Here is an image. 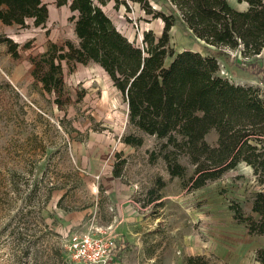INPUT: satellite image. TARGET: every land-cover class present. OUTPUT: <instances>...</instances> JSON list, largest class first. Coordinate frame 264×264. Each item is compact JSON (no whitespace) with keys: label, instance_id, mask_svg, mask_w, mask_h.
Returning <instances> with one entry per match:
<instances>
[{"label":"rangeland","instance_id":"1","mask_svg":"<svg viewBox=\"0 0 264 264\" xmlns=\"http://www.w3.org/2000/svg\"><path fill=\"white\" fill-rule=\"evenodd\" d=\"M57 1L43 0L49 9L45 26L0 25V34L19 48L30 44L19 60L0 46V264H56L59 254L67 264H85L68 250L70 238L83 233L120 238L109 264H187L191 257H203L197 264H258L264 237L250 235L231 210L237 204L251 213L253 196L264 190L251 167L240 164L192 190L187 179L171 177L162 158L152 161L160 149L155 137L144 135L141 147L123 142L136 133L127 102L100 66L65 69L75 102L66 111L34 83L29 56L46 51L49 42H78L73 13ZM150 1L175 15L170 34L175 52L206 53L168 1ZM126 2L127 7L114 1L103 7L118 30L138 45L146 31L161 35L162 19ZM229 53V64L220 62L221 75L264 90V50L251 58ZM207 140L214 145L217 136L211 133ZM25 247L29 252L23 256Z\"/></svg>","mask_w":264,"mask_h":264},{"label":"trees","instance_id":"2","mask_svg":"<svg viewBox=\"0 0 264 264\" xmlns=\"http://www.w3.org/2000/svg\"><path fill=\"white\" fill-rule=\"evenodd\" d=\"M113 1L116 7L128 5L126 0L57 1L58 7L68 6L73 13L78 42H49L46 51L29 56L34 83L54 95L58 110L66 111L75 102L67 90L65 69L73 73L78 65L96 64L127 102L129 124L136 133L123 138L126 145L141 147L144 135L155 137L160 149L159 155L152 153V161L162 158L171 177L187 179L192 190L221 179L240 164L251 167L264 185V90L231 82L221 75L220 64L225 60L229 64L230 51L244 58L262 53L264 0H238L246 10H237L228 0H166L205 44L206 53L175 52L170 35L176 24L174 13L158 11L150 0H128L138 3L145 15L164 22L160 36L146 31L138 45L103 11ZM48 18L43 0H0V25L24 28L31 22L37 28L47 25ZM4 44L16 60L22 49L30 48V44L19 48L0 34V46ZM211 133L217 136L214 145L207 140ZM114 176H121L120 168ZM231 210L250 235L264 237V190L253 196L251 213L237 204ZM20 252L26 256L29 247ZM57 256L56 264H67ZM201 260L191 257L187 264ZM256 262L264 264V249L256 252Z\"/></svg>","mask_w":264,"mask_h":264},{"label":"built area","instance_id":"3","mask_svg":"<svg viewBox=\"0 0 264 264\" xmlns=\"http://www.w3.org/2000/svg\"><path fill=\"white\" fill-rule=\"evenodd\" d=\"M119 242V237L105 236L104 233L76 234L70 238L68 250L76 261L85 264H109Z\"/></svg>","mask_w":264,"mask_h":264},{"label":"crops","instance_id":"4","mask_svg":"<svg viewBox=\"0 0 264 264\" xmlns=\"http://www.w3.org/2000/svg\"><path fill=\"white\" fill-rule=\"evenodd\" d=\"M111 82H112V80H111ZM112 84H113V82H112Z\"/></svg>","mask_w":264,"mask_h":264}]
</instances>
